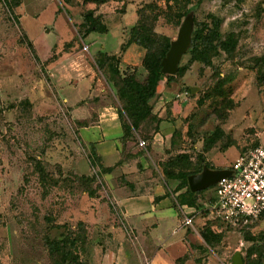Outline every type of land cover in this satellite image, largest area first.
<instances>
[{"label": "rangeland", "instance_id": "1", "mask_svg": "<svg viewBox=\"0 0 264 264\" xmlns=\"http://www.w3.org/2000/svg\"><path fill=\"white\" fill-rule=\"evenodd\" d=\"M16 1L0 0V264H57L56 258L47 251L46 238L59 237L63 229L51 230L47 219L53 216L56 224L73 227L85 217L92 221L91 208L100 212L79 191L68 192L73 179L64 173L58 174V167L72 173L70 168L74 167V161L80 159V162L85 150L88 151L84 145L79 146L72 133L77 126L63 100L78 99L85 91L84 81L75 89L68 83L71 72L78 76L94 73L98 82L91 85L89 101L93 94L102 90L103 101L118 105L113 90L95 71L92 56L99 49L122 55V70L133 68L139 80L145 77L146 72L140 65L143 49L133 44V49L125 52L129 47L128 31L136 21L138 8L144 9L146 25L171 41L176 39L178 28L187 17L192 20V31L195 25L208 22V16L216 17L221 20L220 32L223 35L238 33L239 45L245 51L242 57L233 61L222 54L214 56L209 65L188 63L186 53L190 46L182 56L178 67L187 64V68L180 80H176L178 85L172 91L174 100L179 98L176 95L184 93L181 100L190 107L182 117L177 113V119L170 118L171 110L165 107L163 119L160 118L158 131L161 125L174 126L173 121L178 120L167 141H158L161 142L158 147L160 157L153 162L160 179L169 183L162 175V163L179 154H185L192 164L191 169L195 168L199 164L202 139L220 124L235 138L238 151L232 148L224 154L216 151L211 165H215L217 159L229 160L233 154L235 159L242 148L244 151L254 145L252 139L255 137L246 129L240 133V129L249 123L259 126L264 118L261 88H257L254 75L242 69L249 70L252 66L249 58L264 54V0H122L103 5L83 3L82 0H72L69 5L61 0H19L20 6L14 8ZM260 9L263 14L258 17L256 13ZM87 11L102 16L107 34L80 37L82 15ZM182 11L186 14L177 26L174 20ZM28 43L32 44L38 62L27 48ZM124 45L122 52L120 49ZM254 70L256 74L261 71L258 66ZM221 80H224V97L236 103L229 112L226 100L215 91ZM190 88L195 89L193 94ZM246 110L250 116L247 119ZM217 115L226 120L220 123ZM154 126V122L143 125L141 137L152 141L156 134ZM230 128H239L235 137L227 131ZM248 128L254 133L253 128ZM37 164L44 173V185L41 186ZM84 166L87 171V165ZM63 175L68 178L62 183L60 177ZM56 180L59 182L57 187L52 182ZM114 220L119 226V221ZM225 229L240 237L238 230ZM117 232H114L115 238L119 237ZM100 235L93 226H88L87 264L100 260V248L113 251L112 235ZM126 241L125 254L135 264L134 247ZM237 252L243 255V252Z\"/></svg>", "mask_w": 264, "mask_h": 264}, {"label": "crops", "instance_id": "2", "mask_svg": "<svg viewBox=\"0 0 264 264\" xmlns=\"http://www.w3.org/2000/svg\"><path fill=\"white\" fill-rule=\"evenodd\" d=\"M262 14L263 11L260 16ZM131 49L133 44H129L125 52ZM109 54L118 55L115 52H109ZM259 56L264 57V54ZM242 71H247L254 77L256 75L254 69H242ZM71 75L68 83L73 89L78 87L79 82L80 84L85 82V91L82 96L74 100H63L70 108L73 124L77 126L72 133L77 137L79 146L93 144L101 166L110 169L108 172L98 174L101 189L97 192V197L89 198L83 193L92 204L91 206L95 205L100 212L97 213L91 208L89 214L92 221L86 217L79 221L86 224L87 231L88 226H93L96 233L110 234L115 241L113 251L108 248L102 251L100 248L101 258L95 264H132L124 251L126 239L134 247L135 264H142L143 261L147 264H176V261L184 256H187V259L183 264H231L233 255L240 254L237 251L242 253L250 243L244 241L242 235L239 234V237L235 232L227 231L225 226L213 219L211 211L215 199L213 187L193 193L195 194L194 203L188 205L186 202H178L177 196L183 190L174 191L176 182L167 180L169 182L167 184L156 173L153 161L156 157H160L158 147L161 142L158 141L161 140L163 143L167 141L178 120L173 121L174 126L163 127L161 125L163 121L161 122L160 130L153 136L150 143V151L128 142L122 154L120 145L122 129L115 107L103 101L102 90H98L90 97V101L97 104L91 103L88 99L91 85L95 83L97 85L98 82L95 74L86 73V75L78 76L76 72H71ZM177 85V83L165 85L163 80L160 81L156 95L150 101L152 114L163 119L165 107L171 110L170 118L177 119V113L181 117L187 113L190 104L181 100V95L184 93L176 95L179 98L174 100L175 95L172 90ZM260 101L264 108V85L261 87ZM245 114L246 119L250 118L247 116V110ZM262 119L258 123L259 126L256 125L257 123H249L240 129V133L249 129L248 127L253 128V136L259 145L264 146V124L262 125L264 120ZM238 130L239 128H230L227 131H231L230 133H233L235 137ZM236 146L226 148L224 151L214 147L205 154L206 161L210 164L211 159L216 156V151L221 154L230 148L238 151ZM242 151L243 148L240 152ZM86 153L80 162V159L74 161V167L70 168L73 174L89 176L95 173L88 164ZM234 156L235 154L229 160L217 159L215 165H210L215 168L213 170H228L234 161ZM84 165H87V171ZM115 218L119 221V226ZM184 218L191 219L190 225L183 224ZM203 229H209L213 234H222L220 244L213 249L207 246L201 236ZM116 230L119 231L118 238H115ZM250 234L253 236L264 234V216L256 222ZM240 256L242 258V254Z\"/></svg>", "mask_w": 264, "mask_h": 264}, {"label": "trees", "instance_id": "3", "mask_svg": "<svg viewBox=\"0 0 264 264\" xmlns=\"http://www.w3.org/2000/svg\"><path fill=\"white\" fill-rule=\"evenodd\" d=\"M64 4L69 5L72 0H61ZM83 3H91L95 5H103L108 2H120L122 0H82ZM20 1H16L14 8L20 6ZM261 7V6H260ZM262 13L260 9L256 15ZM186 11L176 14L174 22L178 26L180 20L185 16ZM144 19V9L138 8L136 10V21L128 31L127 44H135L143 49V55L140 60L141 67L145 70L146 75L142 80H139L135 74V69H121V56L109 54L103 50H97L92 56L95 71L99 73L104 82L113 90L117 104L115 105L116 113L122 129V136L120 138V145L122 146V154L124 147L129 143L144 144L143 148L150 151L151 139L141 137V127L147 123L154 122V132L158 133V125L160 118L152 114V106L150 101L155 97L157 87L160 81L164 80L167 85L177 83L187 68V64L179 66L177 73L174 76L165 75L161 72V61L167 54L170 48V38L167 36L159 35L155 32L154 28L146 25ZM208 22L195 25L191 34L190 49L186 53L188 55V63L199 62L203 65H209L210 60L214 56L224 55L230 58L231 61L242 57L244 49L239 45L238 33L228 32L222 34L220 32L221 20L216 17L208 16ZM81 27L83 32L81 38L89 36L90 34L105 35L108 32L107 26L102 21L100 14H94L92 11H87L82 15ZM23 43V42H21ZM126 45V44H125ZM121 47V51L125 50L126 46ZM27 48L33 55L36 62L39 61L35 55V50L31 43H28ZM245 52V51H244ZM251 63L250 69L258 66L261 71L255 75V83L257 88H261L264 83V57L249 58ZM224 80L217 83L215 88L216 94L222 97L225 101V106L229 111L236 107V103L230 98H225L223 95ZM220 123L225 119L221 115H217ZM249 135H253L252 129L246 130ZM154 133V134H155ZM201 154H199V164L191 169V163L188 162V157L185 154H179L175 157L168 158L165 163H162V175L168 181H174V191H182L177 196L178 202H186L188 205L194 203L193 196L195 194L189 191L187 178L201 172L206 167L210 170L215 169L208 161H206L205 154L212 148L218 147L220 151L226 148L236 146V141L225 132L221 124L206 138L202 139ZM254 145L249 148L255 147L258 144L256 139H252ZM88 148L86 151V158L89 166L95 170V173L89 176H77L71 172H63L62 168L58 167V174L64 173L72 178L74 182L68 186V192L77 190L80 193L86 194L89 198L97 197V192L101 189L99 182V172H108L110 169H105L100 164V158L96 155L95 147L93 144L84 146ZM245 151V150H244ZM242 151V152H244ZM241 152V153H242ZM240 153V154H241ZM180 162H184L180 165ZM36 171L38 172V184L44 185V173L40 164H37ZM221 170V169H220ZM60 177L63 180L67 176ZM53 185H59L58 180L52 181ZM67 186V185H66ZM70 187V188H69ZM211 188V187H210ZM208 188V189H210ZM50 228L63 229L62 234L57 238H46L47 251L51 256L56 258L57 264H87L85 259L87 253V246L89 243L88 231L86 224L82 221H77L73 227L65 224H56L53 216H50ZM256 223L238 229L244 241L250 243L243 250L242 263L243 264H264V234L251 235L250 230ZM227 228V227H226ZM75 230L72 231L71 230ZM230 229V228H227ZM201 236L207 246L213 249L222 241V234H213L209 229H203ZM187 259L184 256L176 261V264H183Z\"/></svg>", "mask_w": 264, "mask_h": 264}, {"label": "built area", "instance_id": "4", "mask_svg": "<svg viewBox=\"0 0 264 264\" xmlns=\"http://www.w3.org/2000/svg\"><path fill=\"white\" fill-rule=\"evenodd\" d=\"M139 146L144 144L140 142ZM228 171L230 175L213 186L215 199L211 211L214 220L238 230L264 216V146L257 145L239 154ZM190 223V218H184V225Z\"/></svg>", "mask_w": 264, "mask_h": 264}, {"label": "water", "instance_id": "5", "mask_svg": "<svg viewBox=\"0 0 264 264\" xmlns=\"http://www.w3.org/2000/svg\"><path fill=\"white\" fill-rule=\"evenodd\" d=\"M192 33V20L187 17L178 28L176 39L170 42V48L161 61V72L165 75H175L178 64L182 56L190 46ZM194 88H190L193 94ZM230 175L228 170H210L204 167L200 173L191 175L187 178L190 192L196 193L213 187L220 179ZM231 264H243L239 253H235L231 259Z\"/></svg>", "mask_w": 264, "mask_h": 264}]
</instances>
